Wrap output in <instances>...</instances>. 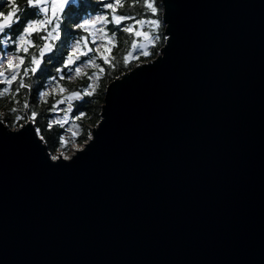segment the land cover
I'll list each match as a JSON object with an SVG mask.
<instances>
[{
    "label": "water",
    "instance_id": "95a60500",
    "mask_svg": "<svg viewBox=\"0 0 264 264\" xmlns=\"http://www.w3.org/2000/svg\"><path fill=\"white\" fill-rule=\"evenodd\" d=\"M162 3L74 155L0 121V264H264V0Z\"/></svg>",
    "mask_w": 264,
    "mask_h": 264
},
{
    "label": "trees",
    "instance_id": "16d2710c",
    "mask_svg": "<svg viewBox=\"0 0 264 264\" xmlns=\"http://www.w3.org/2000/svg\"><path fill=\"white\" fill-rule=\"evenodd\" d=\"M78 5H75L72 9L71 16H61V33L60 37L55 41L53 50L45 55L43 62L39 66V70L36 73L29 71L27 75L24 74L23 69L25 67L31 68L30 60L33 55L39 57V49L46 42V33L36 32L31 36L33 40V47L30 48L25 55V61L19 70L18 79L13 82L11 86H7L6 83H0V111L4 110L6 113L4 122L9 123V127H17L21 123L26 122L22 117L14 116L12 111L15 108L24 103L30 101V103H41L42 108L48 109L52 103L56 101L59 96L57 90H80L84 91L91 82L96 81V88L88 89V95L86 96V103L80 107V111L84 116H89L93 122L92 127L97 126L100 122V113L104 104L105 93L107 91L108 84L122 74L133 69L137 63L149 61L158 57L160 50L163 48L166 40L165 25L162 21L163 3L162 0H78ZM18 6V12L16 16L18 20H14V23L10 28H6V33L12 34V39L15 40L18 35L21 34L22 28L29 19L42 18V14L39 13V9L34 6H29L27 0H16ZM105 3H114L115 14L127 17L120 24H114L111 22L112 10L104 9L102 6ZM151 3L157 8V12L153 13L147 4ZM9 10L8 0H0V11L5 14ZM107 12L109 22L106 25H101L111 37L113 45L110 52V63L105 65L103 59L96 54L95 47H93L92 54H86L79 56L75 64L68 68H64L62 73H57L56 68H63L64 59L71 51L72 45L77 39L86 34L75 28V24L82 18L95 16ZM152 20H158L159 26H153L150 22ZM137 21H143L142 24L136 23ZM132 26L135 30L147 33V39L138 37L134 32L124 31L125 27ZM161 40L160 45L156 46L152 44L153 41ZM136 42L135 48L133 42ZM97 43H100L98 40ZM83 44V42H82ZM145 45V51L147 55L143 54L140 45ZM15 53V45L11 46ZM103 51V48H101ZM95 57L93 64H88L87 61ZM127 58V59H126ZM95 64H99L100 68L95 67ZM79 65L81 68L80 73L75 72V66ZM63 77V78H61ZM21 81L25 86L20 87ZM92 87V86H91ZM46 91V96L41 99L39 96L40 91ZM9 96H8V95ZM91 102L93 103L91 105ZM93 105L97 110L94 113ZM75 114V115H76ZM45 116V112H39V118ZM78 116V115H77ZM77 116L73 120L74 128L76 126L87 129L82 121H77ZM19 117V119H17ZM41 119V118H40ZM37 125V124H36ZM55 125H62L55 123ZM92 128V129H93ZM38 129V127H37ZM91 129V131H92ZM64 130L41 132L38 129V133L42 135V138L48 145V149L51 152L57 150H63L65 153H70L72 144L83 142L89 136H77L74 141L69 140L66 144L62 145L59 142V135Z\"/></svg>",
    "mask_w": 264,
    "mask_h": 264
},
{
    "label": "snow or ice",
    "instance_id": "6c2138e0",
    "mask_svg": "<svg viewBox=\"0 0 264 264\" xmlns=\"http://www.w3.org/2000/svg\"><path fill=\"white\" fill-rule=\"evenodd\" d=\"M75 2L76 0H29V2H27L29 6H34L39 9V13L42 14V18L29 19L26 21L24 27L22 28L21 34L18 35L20 39L25 41V43L23 44L22 47H20L19 40H17V43L14 44L15 49L19 48V51L15 52L13 59L8 66V70H9L8 75L5 76V73L3 71H0V82H4L7 85L11 86L13 82L17 81L19 70L25 61V55H21L20 53L27 54L30 48L34 46L31 36L36 32L43 31L46 33V37H45L46 42L39 49V57L33 55L30 60L31 68L29 69L25 67L23 69V72L25 75H27L29 71H31L32 73H36L39 70V66L42 63L43 58L47 53L53 50L55 41L60 37V33H61L60 20L62 14L70 4H74ZM102 7L104 9L112 10L113 14L111 16V22L114 24H120L125 19H128L127 17L115 14L114 3H105L103 4ZM147 7L150 8L153 13L157 12V8L154 7L153 4L148 3ZM16 8L17 10L11 11L10 15L8 11L6 14L4 12L0 13V29H3L4 32L6 28H10L12 26L14 20L19 19L16 16V13L18 12L17 5ZM6 16L9 17L7 24L4 23V18ZM108 22L109 20H108L107 12H104L102 14H97L95 16L82 18L78 23H76L75 28L83 31L86 35L81 36L79 39L75 41V43L71 47V51L64 59L63 68L57 67L56 72L62 73L64 68H68L71 65L75 64L76 60L79 59V56L86 55L87 53L92 52L93 51L92 46L95 47L96 54L103 59V63L105 65L109 64L111 46L113 45V41L111 37L108 36L107 32L102 27H99L101 25H106ZM136 23L142 24L143 21H137ZM150 23L153 26H156L158 24V21L152 20ZM124 31L134 32L136 36L147 39V33H144L139 30H135L134 27L132 26L125 27ZM98 40L100 41V43H97ZM135 46H136V42L134 41L133 47L135 48ZM145 47L146 46L143 44L140 45L141 51H143V54L146 56L148 53L147 51L144 50ZM101 48H103V51H101ZM94 60L95 57L89 59L87 63L93 64ZM5 63H7V57L0 56V64H5ZM95 67L100 68V65L95 64ZM74 70L76 73L81 72V68L79 65H76ZM100 71L102 72L103 69L100 68ZM24 86H25L24 82L21 81L20 87H24ZM90 87L91 85H89V88ZM84 92L87 93L88 89L86 88ZM39 96L41 99H43L46 96V91L44 90L40 91ZM80 98H81V94L77 92H72L69 96H67L65 99L67 100L69 109L71 108L73 101L79 100ZM24 106L25 108H27L28 107L27 103H25ZM31 115L35 117L37 113L33 111ZM65 116L67 117V113H65ZM17 119H19V117H17ZM51 159L55 161L59 159V157L53 155ZM63 159H67V157L65 156L63 157Z\"/></svg>",
    "mask_w": 264,
    "mask_h": 264
},
{
    "label": "rangeland",
    "instance_id": "374dc122",
    "mask_svg": "<svg viewBox=\"0 0 264 264\" xmlns=\"http://www.w3.org/2000/svg\"><path fill=\"white\" fill-rule=\"evenodd\" d=\"M159 24L160 23L158 21V24L156 26H159ZM160 42H161V40L158 39L157 41H153L152 44L158 46V45H160ZM87 54H92V52H89ZM0 71H4V70L2 69ZM89 85L92 86V87H90V90H92L93 88H96V81L94 80ZM88 89H89V86H88ZM57 91L59 93V96L56 99V101L48 107V109L46 108L43 110L41 103L35 104V103H30V101L22 103L19 106V108H15V110L12 111V114L14 116L22 117L24 120H26V122H23V123H21V125H18L17 127H13L10 129H15V130L18 129L19 130L21 127L25 126L29 122L36 123L38 129L41 132L44 131V133L49 132V131H58L59 129H61V130L63 129L64 131L59 135V142L62 145L69 142V140L74 141L77 136L78 137L79 136L80 137L81 136H89L90 137L91 133H92L91 129L93 128L92 127L93 122L90 118V115L87 117V116L82 115L81 113L76 114V115H75V113L71 114L72 111L67 108L68 103H67V100L65 99L70 91H68V90H63V91L57 90ZM87 93L84 92L85 95H88ZM25 103H27V105H28L27 108H25V106H24ZM92 104L93 103L91 102V105ZM53 106H55V107H53ZM93 110H94V113L97 112L94 105H93ZM33 111L37 113V115L35 117H33L31 115ZM39 112H45V116H41L40 117L41 119L39 118ZM65 113H67V117L65 116ZM5 115H6V113L4 112V110H1L0 111V121L9 127V123L4 122V120H3V119H5L4 118ZM76 116H77V121L80 120L85 125H87V129H83L82 127H79V126H76V129L74 128L73 120L76 118ZM55 123H60L62 125L58 126V125H55ZM95 127L96 126H94V128ZM39 135L42 137V135L40 133H39ZM89 137H87L83 142H78V143L72 144L69 154L65 153L63 150H57L56 152L51 151L50 153L52 156L55 155L59 158L61 156L62 157L66 156L67 158H69V157H71V155H74V153L77 150L81 149L84 146V143H86V141L89 140Z\"/></svg>",
    "mask_w": 264,
    "mask_h": 264
},
{
    "label": "clouds",
    "instance_id": "9594fccd",
    "mask_svg": "<svg viewBox=\"0 0 264 264\" xmlns=\"http://www.w3.org/2000/svg\"><path fill=\"white\" fill-rule=\"evenodd\" d=\"M27 2H29V0H27ZM8 5H9V15L11 14V11H16V0H8ZM3 11H0V13H2ZM9 17H5L4 18V23L7 24ZM0 56H6L7 57V63L5 64H0V70H2L4 67H8L9 64L11 63L13 56H14V52L12 51H5L6 49L9 48L10 45L16 44L17 40H19L20 43V47L23 46V44L25 43L24 40L20 39L19 36L16 37L15 40L12 39V34L11 33H5L3 31V29H0ZM19 51V48L15 49V52Z\"/></svg>",
    "mask_w": 264,
    "mask_h": 264
},
{
    "label": "flooded vegetation",
    "instance_id": "af4514ba",
    "mask_svg": "<svg viewBox=\"0 0 264 264\" xmlns=\"http://www.w3.org/2000/svg\"><path fill=\"white\" fill-rule=\"evenodd\" d=\"M78 3H79V1L78 0H76V2L74 3V4H71L65 11H64V13H63V16H71V14L73 13L72 12V9H73V7L75 6V5H78ZM5 33H6V31H5ZM0 35H3V34H0ZM14 45V44H13ZM12 45H10L9 46V48L8 49H6L5 51H11V50H13L12 49V47H11ZM42 62H43V60H42ZM5 68H8V67H4L3 68V70L5 69ZM0 83H2V84H4V82H0ZM7 86H9V85H7ZM8 95V94H7ZM9 96V95H8ZM86 101L87 100H85V102H83L82 104H79V103H76V104H74L73 105V107L71 106V108L69 109V105L67 104V108L69 109V110H71L72 111V113L71 114H76V113H78L79 111H80V107L84 104V103H86ZM35 124V126H36V128H37V125H36V123H34ZM38 130V129H37Z\"/></svg>",
    "mask_w": 264,
    "mask_h": 264
},
{
    "label": "bare ground",
    "instance_id": "6f19581e",
    "mask_svg": "<svg viewBox=\"0 0 264 264\" xmlns=\"http://www.w3.org/2000/svg\"><path fill=\"white\" fill-rule=\"evenodd\" d=\"M76 150V149H75Z\"/></svg>",
    "mask_w": 264,
    "mask_h": 264
}]
</instances>
